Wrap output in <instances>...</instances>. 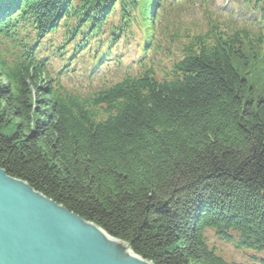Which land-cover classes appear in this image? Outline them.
Here are the masks:
<instances>
[{"label": "trees", "instance_id": "obj_1", "mask_svg": "<svg viewBox=\"0 0 264 264\" xmlns=\"http://www.w3.org/2000/svg\"><path fill=\"white\" fill-rule=\"evenodd\" d=\"M210 1L0 0V168L152 264L264 249V0Z\"/></svg>", "mask_w": 264, "mask_h": 264}, {"label": "water", "instance_id": "obj_2", "mask_svg": "<svg viewBox=\"0 0 264 264\" xmlns=\"http://www.w3.org/2000/svg\"><path fill=\"white\" fill-rule=\"evenodd\" d=\"M0 264H152L0 168Z\"/></svg>", "mask_w": 264, "mask_h": 264}, {"label": "rangeland", "instance_id": "obj_3", "mask_svg": "<svg viewBox=\"0 0 264 264\" xmlns=\"http://www.w3.org/2000/svg\"><path fill=\"white\" fill-rule=\"evenodd\" d=\"M244 1L245 0H234V2L230 5L228 4V0H216L215 5L213 3L209 8L221 19H229V16L227 15L234 10L235 19H243V17L250 18L254 16V14L250 12L247 6L244 5ZM201 15V10H195L191 14V20L197 22L199 21ZM259 78L261 79L262 77ZM204 236L208 247L212 248L217 255L222 256L229 262L238 264H264V249L250 251L236 248L233 243L220 240L211 230H206Z\"/></svg>", "mask_w": 264, "mask_h": 264}, {"label": "bare ground", "instance_id": "obj_4", "mask_svg": "<svg viewBox=\"0 0 264 264\" xmlns=\"http://www.w3.org/2000/svg\"><path fill=\"white\" fill-rule=\"evenodd\" d=\"M207 11H209L208 9H207ZM201 12H203V11H201ZM135 53H136V50H134V49H129V59L131 58V57H133L134 55H135ZM129 62H130V60H129ZM129 65H130V69H133L135 66L134 65H132V64H130L129 63ZM101 67V66H100ZM80 78H82V79H85L86 77L85 76H80ZM74 82H76V83H78V84H80V83H82L83 85V87H85V88H88L85 84V81H82V80H79V79H75V80H73ZM91 82H92V78H91V80H90ZM97 83H98V81H97ZM209 230H211V231H213L214 232V230H212V229H209ZM215 233V232H214ZM215 235H216V233H215ZM218 237V236H217ZM219 238V237H218ZM220 239V238H219ZM220 240H222V239H220ZM222 241H224V240H222ZM225 242V241H224ZM246 250H250V249H246ZM250 251H252V250H250ZM216 255H217V253H215ZM218 256V258H220L222 261H224V262H228L229 263V261H227V260H225L222 256H220V255H217ZM235 264H238V263H235Z\"/></svg>", "mask_w": 264, "mask_h": 264}]
</instances>
